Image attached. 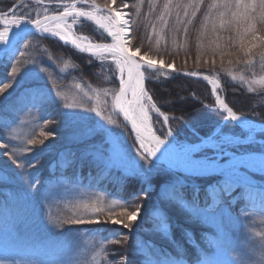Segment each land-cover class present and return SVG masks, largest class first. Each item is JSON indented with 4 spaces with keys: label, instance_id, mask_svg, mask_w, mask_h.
I'll return each instance as SVG.
<instances>
[{
    "label": "rangeland",
    "instance_id": "1",
    "mask_svg": "<svg viewBox=\"0 0 264 264\" xmlns=\"http://www.w3.org/2000/svg\"><path fill=\"white\" fill-rule=\"evenodd\" d=\"M9 1L10 7L0 11L5 19H11L13 14L19 16L21 13L30 14L29 18L34 19L35 13L43 14L44 7L48 8V14L62 11V8L48 4V0H44L42 5L37 4V0ZM105 2L106 0H96L99 6H103ZM107 3L111 4V0H107ZM124 4L128 7H123ZM111 6L118 11L129 13L127 18L132 25L129 0H116V3ZM82 24L83 22L79 20L77 25H74L73 30L76 35L87 36L94 42L110 43L107 38L100 39L92 36ZM260 35L264 36V31ZM44 38H50L73 50L72 46L65 45L62 41L35 33L28 38L32 42L29 49H22L25 55L18 56L16 61H12L18 69L14 79L11 78V65L7 62L0 63V82H2L0 87L3 83L10 84L9 88L0 93V130H2L0 138H4L5 143L9 140L13 141L9 144V150L13 147L27 146L28 139H36V147L43 149L42 153L39 151L23 153L35 165L34 168L29 169L36 181L35 186L30 189L25 182L8 178V173L15 165L12 164L11 158L3 156L4 149L0 148V167L5 169L0 171V177H3L0 179V197L2 196L0 262L2 264H129L131 260L132 264H207V261H212L213 264H233L234 261L235 264H264V255H262L264 254V191L262 188L261 190L253 189L250 192L245 191V186L234 189L231 196L222 203L223 215L215 221L190 220L186 219L183 213L174 211L172 218L179 227L172 225L168 230H164L160 225L165 212L160 207L154 208V205H159V197L167 187L160 183L159 179L153 178L150 188L148 184H144V187L149 189V195L141 194V199L138 201L131 199L124 202L115 197L111 189L95 188L91 184L74 182L73 176L61 175L62 166L58 162L71 157L78 161H87L89 167L94 171H100V177L103 176L105 180L112 178L113 182L119 180L122 184L128 182V185L135 182L138 189L143 183L128 168L102 172L91 157L85 156L86 149L106 146L103 132L89 138L87 129L95 126L100 120H104L107 124V118L110 117L117 121L115 125H107L113 129L110 139L118 142L121 151L129 158L140 159L137 152L139 141L136 140V135L111 107L112 94L118 92L120 87L118 72L113 75L114 63L110 59L104 62L95 58L90 59L86 54L87 58H82L81 71L71 57L72 53L62 48L53 50L52 46L46 48ZM131 40L130 47H132ZM32 46L35 48L33 49ZM258 48L259 45L253 49L252 54ZM132 49L135 51V48L132 47ZM224 53L223 62H221L220 54L210 57L205 55L187 57L184 62L188 60V62L194 61L197 65L210 66L232 64L242 60L244 68L236 71L234 70L236 65L233 64L231 69L226 71L227 78L231 83L240 84L247 91L255 92L256 97L260 95L262 97L250 101L249 108L252 114L238 113L243 117L264 122V117H260L264 111L263 61L261 59L257 62L255 59L246 60L247 56L238 53L237 49ZM139 54L165 63V60L153 53H144L140 50ZM32 60H38V68L45 71L41 72L39 80L26 81V83L51 90V94L56 97L55 104H36L33 97L23 95L24 88L17 85V81L25 70L29 69ZM230 60L231 63H229ZM93 62L98 64L91 68ZM185 70L209 73L199 71L197 68ZM159 71L162 75H169L166 71ZM147 72L146 70L145 86L149 95L152 96L147 87V82L151 78ZM213 77L219 84L218 90L221 97L223 93L227 94L225 85L218 74H214ZM199 80L205 84H200L198 87L195 84L193 87L199 88V91L201 89L206 94L208 92L212 103L211 108L217 110V115L223 114L224 117H216L214 128L208 134L200 135L191 128V132L198 137L193 141L176 136L179 143H198L212 135L217 127L221 128L227 119V113L218 108L210 83L203 79ZM208 94L207 97H209ZM228 96L232 95L228 93ZM152 99L156 107L160 108L153 96ZM198 102L203 103V100ZM69 104L77 105V107L68 109L66 105ZM160 111L172 117L161 108ZM65 113H74V115ZM157 116L155 109H150L152 127L161 135L166 127L171 126L174 136L176 132H179L181 135H187L188 138L192 137L184 127L173 126L171 119L168 125L162 128L157 121ZM5 124L9 126L5 127ZM250 125L254 123L251 122ZM222 130L230 135L239 136L244 141L243 147L248 150H258L261 145H264V132L254 130L252 138L248 139V130L240 127L235 121L228 123ZM169 138L172 139V137ZM40 140H43V144H39ZM204 154L211 153L205 152L202 147L201 155ZM36 156H39L38 162L35 159ZM52 158H58V161L51 163ZM47 160L49 164L47 167L43 168L39 165ZM165 167L167 168V165ZM169 171L177 172L176 169H169ZM245 174L248 179L264 184V172L249 169ZM50 178L53 179L50 180ZM187 183L189 188L186 190V198H189L188 194L191 195L192 186L203 189L214 183V179L200 182L189 177ZM36 195L43 201L42 207L36 203L38 199ZM130 201L141 205L140 218L130 228L112 224L110 221L105 222V216L109 210L114 209L115 214H119L123 207L132 210ZM96 207L102 209L99 213L100 224L75 223L81 218L84 221L95 220L96 215L93 212ZM26 210L30 212H28L31 216L28 219L30 225L24 221L28 218ZM21 212L24 213L22 216ZM49 216L56 222L62 219L63 227L71 228V230L73 227H78L75 233L70 234L79 236L72 239H59L60 235L57 234L60 229L54 228L58 222L52 223ZM75 217L77 219L72 226L69 221ZM52 230L55 232L51 233ZM67 232L69 233V229ZM176 232L180 238L179 244ZM173 251H177L178 254L174 255Z\"/></svg>",
    "mask_w": 264,
    "mask_h": 264
},
{
    "label": "snow or ice",
    "instance_id": "2",
    "mask_svg": "<svg viewBox=\"0 0 264 264\" xmlns=\"http://www.w3.org/2000/svg\"><path fill=\"white\" fill-rule=\"evenodd\" d=\"M143 2L144 0H138V9ZM115 3L116 0H111V4L107 3L106 0L103 6H99L96 0H48V4L56 8H62V11L49 15L48 8L44 7L43 14L35 13L34 19L29 18L30 14L27 13H21L19 16L13 14L10 20L5 19L0 14V63L7 62L11 65V78L14 79L18 69L12 64V61H16L18 56L23 57L25 51L22 49H29L32 45L28 38L34 34L33 29L42 35L57 37L65 45H71L74 51L87 54L90 59L95 58L101 62L110 59L115 66L113 75L117 72L119 74L118 82L120 85L118 92L112 94L111 107L117 115L122 114L124 120L130 122L132 129L135 130L136 140L139 141L137 152H139L140 159L136 157L129 158L121 151L119 143L110 139L113 129L107 125L117 123L116 120L110 117L107 118V124L104 120H100L97 121L95 126L87 129L89 138L103 132L106 138V146L86 149L85 156L91 157L102 172H111V170L117 168H128L133 175L142 180L143 183L139 192L133 193L132 199L134 201L141 199V194L143 196L149 195V189H146L144 184H148L150 188L153 178H157L160 183L167 185L159 197V205H154V208L160 207L165 212L161 219L160 226L162 229L168 230L172 225L179 227L172 218L174 211L183 213L185 218L190 220L215 221L223 215V201L231 196L234 189L248 184L246 171L254 169L264 172V145H261L258 151H249L243 147L244 141L239 136L230 135L220 127H217L212 135L200 140L198 143L177 142L176 136L179 135V132H176L174 136V130L171 126L166 127L163 133L165 138L157 136L150 121V109H155L158 114L157 121L162 128L168 125L170 119L174 120L177 117H170L161 112L146 90L145 71L155 68L157 66L156 61L147 56L138 58L140 49L136 48L134 51L130 47L131 24L127 18L129 13L118 11L115 7H112L111 5ZM149 3L154 6L155 0H149ZM203 3L204 0H188L187 4L184 3V0H175V8L177 9L175 23L170 29L174 36L181 30L187 35L188 24L191 23L190 19L181 20V11L184 17L190 15L194 17L196 12L199 11V5ZM37 4H44V0H37ZM257 4L260 10L259 15H257ZM172 6L173 0H165L163 11L157 17L161 21L162 30L169 29V20L173 15ZM123 7L126 8L128 5L124 4ZM212 7L218 8L219 26L221 28L236 26L237 52L250 56L253 49L259 45L257 54L264 61V36H261L256 28L257 22L264 23V0H248L247 3L245 0H221L219 4H214ZM189 8L192 9L191 13H189ZM152 11L153 8L150 7L149 12ZM226 16L229 18L225 19ZM82 19L94 22L98 33L105 38H110L111 42L99 43L92 41L87 36L76 35L73 27ZM241 24L244 25L242 32L239 27ZM212 27L215 30L216 24L213 23ZM153 32H155L154 25ZM32 47L35 48V46ZM224 54V51L221 50V62H223ZM213 63H215V60H213ZM229 63H231V60ZM160 66L166 71L176 72L175 62L165 65L163 61H160ZM43 71L45 70L38 68V60L30 61L29 69H26L25 73L21 75L17 85L24 88L23 95L32 96L36 104H55L56 97L51 94V90L26 83V81L39 80ZM177 74L187 77L199 76L195 71ZM202 78L208 80L207 76ZM209 83L212 92L216 94V103L219 108L227 113V117L231 121H238L241 127L247 128L248 119L233 111L217 94L218 82L211 80ZM9 87L10 84L3 83V86L0 87V93H3ZM105 103L108 102L105 101ZM75 107L77 105H66L68 109ZM204 107L210 108L212 106L205 105ZM193 111H198V109H193ZM65 114L74 115V113ZM187 115L189 116L188 121H185L183 116L178 119L184 127H191L190 120L192 116L191 114ZM4 126L8 127L9 125L5 124ZM253 131L254 129L248 128V139L252 138ZM167 137H172V139L167 140ZM11 143L13 141L9 140L8 143H5L4 138H0V148L4 149L3 156L11 158L12 164L15 165L8 173V178L19 179L31 189L35 186L36 181L31 176L29 169L34 168L35 165L23 153L33 151L42 153L43 149L36 147V139H28L26 141L27 146L13 147L9 150V144ZM39 144H43V140H40ZM202 147H204L205 152L211 154L201 155ZM35 159L38 162L39 156H36ZM165 165H167V168ZM169 169L179 171L171 172ZM0 171H5V169L0 167ZM181 173L187 175H181ZM191 175H210L213 177L214 183L203 189L199 186H192L190 198H186V190L189 188L187 181ZM0 179H3V177H0ZM129 205L132 210L123 207L119 214H115L114 209L109 210L106 213L105 222L110 221L112 224L130 228L140 218L141 205L138 203L133 204L131 201ZM101 211L102 209L96 207L93 212L96 215L95 220L84 221L81 218L77 219L75 223L100 224L99 213ZM49 219L52 223H57L51 216H49ZM69 223H72V221H69ZM129 264H132L131 260H129ZM207 264H213V262L207 261ZM233 264H235V261Z\"/></svg>",
    "mask_w": 264,
    "mask_h": 264
},
{
    "label": "trees",
    "instance_id": "3",
    "mask_svg": "<svg viewBox=\"0 0 264 264\" xmlns=\"http://www.w3.org/2000/svg\"><path fill=\"white\" fill-rule=\"evenodd\" d=\"M130 9L132 14V40L131 44L133 48H139L144 53H153L160 59L165 60L166 64H171L175 62V67L182 69H196L199 71L209 72L212 75L218 74V77L223 81L225 85V91L232 96L229 97L228 93H223V96L226 98L227 102L231 105V107L238 112H245L247 114H252L250 112V101L254 99H259L260 96L256 97L255 92L247 91L245 87L241 86L237 83H231L230 80L226 76L227 69H231L232 65H236V69L234 70H242L244 68L242 64V60H237V63L232 64H224V65H210V66H201L195 64L194 61L186 60L187 57H197L199 55L205 56H214L220 54V51L224 52L233 51L237 49L238 38L236 35V26L233 25L231 28L219 26L218 19V8L212 7L214 4H219L221 0H204V3L199 5V11L196 12L195 16L192 17H184L183 12L181 11V20L190 19L191 23L188 24L187 35L181 30L178 34L174 36L171 32V27L175 23V13L177 9L175 8V0H173L172 12L173 15L169 20V29L162 30L161 21L157 18L159 14L163 11V5L165 0H155V5H151L149 0H144L143 4L137 8L138 0H129ZM247 3L248 0H245ZM184 3L187 4L188 0H184ZM11 2L8 0H0V11L6 10L10 7ZM152 7L153 11L150 13L149 8ZM259 15V5L257 4ZM222 10V9H219ZM235 10V9H233ZM192 9L189 8V13H191ZM229 17H225L228 19ZM213 23L216 24L215 30H213ZM84 29L89 32L95 38L104 39L101 36L97 29L88 22H83ZM153 25L155 26V32H153ZM241 32L243 31L244 25L240 26ZM182 28V25H181ZM256 28L259 30V34H261L264 30V23L257 22ZM44 42L46 43V48L53 47V50H57V48H62L70 53H72L71 57H73L74 61L79 66L82 71V58H87L86 54H81L77 51H73L70 48L60 45L57 41L51 40L50 38H44ZM246 42V41H245ZM259 48L255 53L246 57V60L255 59L257 62L260 60L258 53ZM57 53V52H54ZM74 55V56H73ZM182 61V62H181ZM183 63V64H182ZM44 64V63H43ZM98 63H91V68ZM264 66V61L262 67ZM77 67V66H76ZM149 77H151L147 82V87L155 99L158 106L164 110L165 112L170 113L172 117H177V119H171V123L175 127L182 126L180 123L179 117L183 116L185 121L189 120V116L187 114H191L192 118L190 120L191 127H184L189 134L192 135L191 138H188L187 135H181L179 133V137L186 138L190 140H195L198 137L191 132V128L195 129L196 133L200 135H205L211 132L214 128V124L216 117L219 118L224 117L223 114L217 115V110L213 108L204 107L205 104L212 105L210 98L207 97V94L203 92L201 89L199 91L198 87L200 84H205L203 81L195 78H186V77H177L173 74L162 75L159 70H147ZM196 84V87H193ZM208 91V89L206 90ZM240 91V92H239ZM239 92V93H238ZM203 100V103H199L198 100ZM262 101V98H261ZM260 102V101H258ZM193 109H198V111H193ZM258 113V112H257ZM260 117H264V111ZM190 129V130H189ZM68 142V141H67ZM69 143V142H68ZM67 151V146L64 147ZM53 160V161H52ZM51 163H55L58 161V158H52ZM62 166L61 175L64 174L67 177H74V182H82L85 185H92L95 188H103L106 190H113V195L115 197L120 198V200L124 202H128V200L132 199L134 192H139V189L134 183L128 185L122 184L119 180H115L113 182L112 178L103 179L100 177V171L92 170L87 161L76 160L75 158H65L62 162H58ZM48 160L41 165L43 168L47 167ZM49 165V164H48ZM93 172H96L95 174ZM106 174V173H102ZM187 175V174H181ZM59 177V176H58ZM194 180H198L200 182H207L213 179L211 176H190ZM53 178H50L52 180ZM55 181V180H54ZM133 184V185H132ZM37 196V195H36ZM190 198V194H188ZM2 197V196H1ZM0 197V202H1ZM36 203L42 207L43 204L40 200V197L37 196ZM26 210V214L28 218L24 219L26 224L30 225V221L28 220L30 216V212ZM24 213H20L22 216ZM26 217V215H25ZM82 217V216H80ZM67 219V218H66ZM65 219V221H66ZM77 218H72V226L74 225V221ZM32 220V219H30ZM33 222V220H32ZM59 226L55 225L54 228L57 227L60 229V232L57 235H60L59 239L63 240L65 238L72 239L79 235L70 234L75 233V230L79 229L78 227L67 228L63 227L62 219L57 221ZM66 226V225H65ZM65 229V230H64ZM69 229V233L67 232ZM62 231V232H61ZM53 230L51 231V233ZM55 232V231H54ZM53 232V233H54ZM69 234V235H67ZM55 235V234H53ZM176 237L178 244L180 242V238L177 235ZM51 239V238H50ZM194 239V238H193ZM79 241V240H78ZM196 241V240H195ZM185 250V249H184ZM174 255L178 254L177 251H173Z\"/></svg>",
    "mask_w": 264,
    "mask_h": 264
},
{
    "label": "water",
    "instance_id": "4",
    "mask_svg": "<svg viewBox=\"0 0 264 264\" xmlns=\"http://www.w3.org/2000/svg\"><path fill=\"white\" fill-rule=\"evenodd\" d=\"M57 12H54V13H51V14H49V15H53V14H56ZM81 22H88V23H90V24H92V25H94L96 28H97V26L94 24V22H91V21H87V20H80ZM33 33L35 34V33H37L36 32V30L35 29H33ZM39 34V33H38ZM42 35V34H41ZM43 36H46V37H52V38H55V39H57V40H59L58 38H56V37H53V36H51V35H43ZM109 39V41L111 42V40H110V38H108ZM70 46V45H69ZM140 56H142V55H140V54H138V58L140 57ZM154 61H156V64H157V66L155 67V68H151V69H148V70H163V71H166V70H164V68H162L161 66H160V62H158L157 60H155V59H153ZM165 65H167L166 63H164ZM176 68V72H172V71H170V70H167L166 72H168V73H170V74H173V75H175V76H177V77H186V78H195V79H203L202 77L203 76H207L208 77V80H207V82H209V81H211V80H216L215 79V77H213V75L212 74H210V73H202V72H197L198 74H199V76L198 77H187V76H184V75H178L177 73H181V72H191V71H188V70H185V69H182V68H177V67H175ZM204 80V79H203ZM217 94L220 96V98L229 106V107H231V105L230 104H228V102H227V100H226V98L224 97V96H222L221 97V95H220V93H219V90H217ZM213 96H214V98L216 99V94H214L213 93ZM218 108H219V106H218ZM232 108V107H231ZM233 109V108H232ZM233 111H235L234 109H233ZM236 112V111H235ZM226 113V112H225ZM237 113V112H236ZM238 115H241V114H239V113H237ZM121 119H122V121L126 124V126L130 129V131L134 134V135H136V132H135V130H133L132 129V127H131V124H130V122H127V121H125L124 120V117H123V115L122 114H120V115H118ZM242 116V115H241ZM249 121H251L252 123H254V125H250V126H248L247 128H245V127H242V128H245V129H247L248 130V128H252V129H254V130H256V131H259V132H264V122H262V121H259V120H253V119H251V118H248V117H246ZM231 122V120L227 117V119H226V121H225V123L222 125V129L228 124V123H230ZM235 123L236 124H238L240 127H241V125H240V123L238 122V121H235ZM153 131L155 132V134L157 135V136H161V138H165V136H163V135H161L155 128H153ZM167 140H171L169 137H167L166 138ZM206 139V138H205ZM249 151H253V150H249ZM258 151V150H257ZM177 171H179V170H177ZM181 174H184V173H181ZM193 176H203V175H193ZM204 176H210V175H204ZM226 200H224L223 202H225Z\"/></svg>",
    "mask_w": 264,
    "mask_h": 264
},
{
    "label": "bare ground",
    "instance_id": "5",
    "mask_svg": "<svg viewBox=\"0 0 264 264\" xmlns=\"http://www.w3.org/2000/svg\"><path fill=\"white\" fill-rule=\"evenodd\" d=\"M8 20H10V19H8ZM74 31V30H73ZM57 38V37H56ZM71 46V45H70ZM145 77H146V75H145ZM145 88H146V86H145ZM147 90V89H146ZM130 98V97H129ZM149 116H150V111H149ZM151 118V117H150ZM150 121H151V119H150ZM249 121V120H248ZM250 124H251V121H249V124H248V126H250ZM159 155V154H158ZM251 170H253V171H255L254 169H251ZM260 188H262L263 190L262 191H264V184L263 183H261L260 181L258 182L257 180H254V179H248V184L247 185H245V191L246 192H250V191H252L253 189H256V190H261Z\"/></svg>",
    "mask_w": 264,
    "mask_h": 264
}]
</instances>
